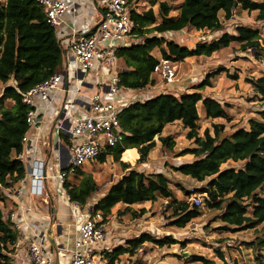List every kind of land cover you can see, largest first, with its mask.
Here are the masks:
<instances>
[{
  "label": "trees",
  "instance_id": "1",
  "mask_svg": "<svg viewBox=\"0 0 264 264\" xmlns=\"http://www.w3.org/2000/svg\"><path fill=\"white\" fill-rule=\"evenodd\" d=\"M151 7L134 12L137 22L135 33L143 39L130 46L118 49L117 71L127 89L142 90L157 83L154 68L162 58L180 62L191 56H210L232 42H239L243 50L261 49L259 29L240 25L235 34L224 33L211 41L197 42L193 47L178 43L166 37V32L181 31L188 27L211 32L224 29V19H231L239 5L249 11H257V20L264 21V0H182L179 13L171 15L172 5L160 1L158 10L153 8L157 0H150ZM64 47L57 36L45 11L35 0L0 1V81L7 84L0 94V264H13L12 254L19 238V231L10 218L5 219L1 203L5 201V188L14 187L24 178L26 167L20 155L25 149L24 137L29 131L27 115L29 105L23 101V93L51 77L59 68ZM255 91L264 98V76L251 79ZM211 80L206 78L193 91L176 95L160 93L145 100H136L124 108L120 122L125 136L116 146H105L94 161L104 163L112 154L115 161L127 148H138L139 162H146L150 151L158 141L168 151L174 150L177 142L173 135H163L167 124L180 120L185 136L194 140V147L182 149L181 155L190 153L194 160L175 165L176 171L198 181H207L202 191L207 192V205L222 211L221 219L229 226L255 227L262 224L263 234L257 241H251L255 249H264V110L260 119L249 120V128H238L231 134H223L225 126L213 125V133L207 128L199 132V102L210 118L227 117L224 105L216 99L204 96L199 91ZM11 101L12 105L7 102ZM65 138L68 135L63 134ZM243 161L239 169L222 168L228 161ZM122 168H130L107 194L93 205L94 212H101L105 223L112 215V209L119 202L127 205L155 202L164 197L174 216L173 224L184 228L202 211L195 204L179 200L171 187L170 178L163 172H146L120 161ZM73 176V177H72ZM72 177V178H71ZM65 188L70 200L86 206L99 184L92 172L83 167L76 170ZM190 195L193 191L184 189ZM129 208V207H128ZM130 209V208H129ZM251 210V214H248ZM145 209H142L144 214ZM132 214L136 215L133 210ZM145 242L159 246L171 245L177 241L170 236L156 238L150 232L127 241V246H118L109 253L110 264H114L125 252L133 253ZM222 264L228 262L219 252ZM198 264H215L203 255H194ZM169 264V263H160ZM238 264V263H233Z\"/></svg>",
  "mask_w": 264,
  "mask_h": 264
},
{
  "label": "rangeland",
  "instance_id": "2",
  "mask_svg": "<svg viewBox=\"0 0 264 264\" xmlns=\"http://www.w3.org/2000/svg\"><path fill=\"white\" fill-rule=\"evenodd\" d=\"M4 2L5 0H0ZM154 4L157 11L159 2ZM168 1L173 10L171 15L179 13V5L182 0ZM136 2L132 3L135 4ZM139 10H145L151 7L150 0H138ZM257 11H249L239 5L235 9L231 19H224V29L211 32L207 30H197L193 27L185 28L181 31L166 32V37L174 39L178 43L193 47L197 42L211 41L222 36L224 33L235 34L238 26H248L259 29L261 34L259 52L248 49L243 50L239 42H232L229 47L222 48L210 56H191L183 61L175 62L177 65L179 80L171 85H164L160 77L155 74L157 83L155 87H146L143 92L151 91L150 95H157L159 92H172L176 95L187 91H193L206 78L211 80L210 85H206L199 91L204 96H209L227 109L228 116L210 118L206 115L205 107L199 102V132L204 134L205 129L213 133L215 123L225 126L223 134H231L238 128H249V120L253 117L260 119V111L264 110V98L259 95L251 79L264 76V21L257 20ZM160 55V54H159ZM158 57H161L159 56ZM73 69H70L72 73ZM81 78V77H80ZM79 79L73 77L72 83L76 85ZM7 84L0 81V94ZM141 90H130L131 95H139ZM7 104L12 105L11 101ZM171 135L176 139L174 150L168 151L170 156L166 161L167 175L171 180V187L174 190L177 199L188 201L192 204L193 197L198 196L202 202L197 205L202 213L193 218L184 228L173 224L174 216L169 207V200L159 197L158 201L141 204L136 206V215L139 218V224L132 231L131 235H140L143 232H150L156 238L166 236L173 237L177 242L171 245L159 246L152 242H145L139 248L134 249L133 253L123 258H119L114 264H198L192 257L194 255H203L214 260L215 264H222L219 252H222L226 260L230 263L238 264H264V249H255L251 241H257L263 234L262 224L255 227H233L229 226L221 219L222 211L208 207L207 192L202 189L207 185V181H198L191 176L177 172L174 168L179 161H192L194 156L190 153L181 155L182 149L195 146L194 140L185 137L186 129L178 122L174 124ZM180 151V153H177ZM88 164V163H87ZM85 164L83 167H85ZM243 161H228L223 163L222 168L239 169L243 166ZM98 165V162H96ZM109 163L102 175L108 176ZM102 178V176H101ZM78 181V178L70 179ZM184 189L193 191L192 194H186ZM93 198V197H92ZM92 200V199H91ZM90 200V201H91ZM143 203V202H142ZM139 204V203H134ZM87 205L82 207L87 211ZM120 215L131 216L129 210H125L124 205L120 206ZM89 208V207H88ZM142 209L148 210L142 215ZM124 211V212H122ZM248 214H251V210ZM135 216V215H134ZM113 249V248H112Z\"/></svg>",
  "mask_w": 264,
  "mask_h": 264
},
{
  "label": "built area",
  "instance_id": "3",
  "mask_svg": "<svg viewBox=\"0 0 264 264\" xmlns=\"http://www.w3.org/2000/svg\"><path fill=\"white\" fill-rule=\"evenodd\" d=\"M45 11L48 22L57 28L63 22L67 11L73 3L67 0H35ZM138 0H103L105 10L102 19L93 30L84 36H74L64 48L68 62H76L74 85L66 69L58 70L45 81L23 93V101L29 105L27 115L29 131L24 137L25 144L34 146L38 143L45 128L40 126L38 103H47L53 94H66L63 109L56 118L53 127L57 136L70 134L72 144L60 152V165L56 176L57 185L70 199L65 182L85 164L94 161L105 146H116L125 136L120 122V115L125 107L136 100H144L152 95H127V89L121 82L117 71V51L122 46H130L143 38L135 33L136 20L134 12L142 13L137 8ZM136 2L132 5V3ZM89 30V29H87ZM162 83L167 86L178 80L177 65L170 59L161 58L154 68ZM103 75V76H102ZM102 76V78H100ZM81 77V78H80ZM155 87V85L151 86ZM78 110H74V106ZM32 128L36 129L32 134ZM23 156V153L20 157ZM45 162L43 160L27 161L24 177L29 178L30 191L33 194L47 195L45 186ZM73 202V201H72ZM202 202L198 196L193 197V204ZM75 207H81L73 202ZM89 207L88 215L80 221L76 231L71 258L65 264H110L109 253L112 248L105 243L106 226L101 212ZM17 214L12 215L15 228L21 225ZM28 264H58L51 242L42 236H35L26 241ZM19 245L18 242L15 244Z\"/></svg>",
  "mask_w": 264,
  "mask_h": 264
},
{
  "label": "crops",
  "instance_id": "4",
  "mask_svg": "<svg viewBox=\"0 0 264 264\" xmlns=\"http://www.w3.org/2000/svg\"><path fill=\"white\" fill-rule=\"evenodd\" d=\"M67 1H71L73 7L66 12L63 22L56 28L57 36L64 48L74 36H84L97 27L105 10L103 0ZM159 54V52L156 53V56L158 57ZM159 56H161V54ZM158 58L161 59L162 57ZM75 65L76 62L73 59H70L68 62L67 57L63 54L59 68L66 69L67 75L69 74L71 79L75 77ZM70 69H73L72 73L70 72ZM102 76L100 78H102ZM142 90L139 95L136 94L137 97L141 96L142 93H153L152 90L146 92H143ZM137 91L138 90H136V93ZM160 93L162 92H159V94ZM127 95L131 96L130 93H127ZM65 98V93H63V95L55 93L49 102L44 104H42V102L38 103L40 108V126L45 129L38 143H34V146L25 144L23 156L21 157L25 163V167L27 166V161L43 160L45 162L44 170L46 177L44 181L48 194L36 195L31 193L28 177L21 179L14 187L4 189L6 199L1 203L4 218H10L11 221L15 223V220H12V215L17 214V220L21 225L19 238L17 240L19 245L14 246L15 251L12 254L13 264H28V249L25 243L27 240L33 239L37 235L45 237L51 242L52 250L58 264H65L68 262L71 258V250L74 246L78 225L80 221L88 215V207L96 204L102 199L110 190V187L118 182L122 175L130 169L127 168L124 170L120 161L130 164L131 168H136L140 171H146L149 173L163 172L166 175L168 173L165 165L170 154L161 146L158 137H156L157 144L150 151L149 158L146 162L142 163L138 161L140 153L138 148L135 147L125 149L121 154L119 161H115L113 155L108 154L104 163H101L98 160L91 161L83 167V170L86 172H92L94 174L95 179L99 184V188L94 194L92 200L87 204V211L85 208L75 207L74 203L60 190V186L57 185L55 176L58 173L60 165L59 153H63L67 146L71 145L73 141L70 134H67L68 138H65L63 135L58 137L57 133L53 132V124L63 109ZM74 110H78L77 105L74 106ZM178 122L181 123L180 120H176L173 123L167 124L162 134L167 135L171 133V129L176 126L174 124H178ZM35 131L36 129L32 128L31 133L34 134ZM177 153H180V151H177ZM96 162H98V165H96ZM108 163L109 166H111L109 167L111 171L107 173L108 176L106 177L102 174L108 167ZM182 163L184 162L179 161L178 164ZM71 178L69 177V179ZM148 203H152V201L130 205L119 202L113 207L111 217H109L104 223L107 230L105 244L108 247L115 249L118 246H127L128 240L139 236L131 235L132 231L136 229L139 224V218L135 217L132 214V211L135 210L136 206ZM123 205L125 210H129L131 216H126L127 213L120 215L121 211L119 209L121 208L120 206ZM147 213H150V211L148 210L146 214ZM128 253L129 252H125L120 257L123 258L128 255Z\"/></svg>",
  "mask_w": 264,
  "mask_h": 264
},
{
  "label": "water",
  "instance_id": "5",
  "mask_svg": "<svg viewBox=\"0 0 264 264\" xmlns=\"http://www.w3.org/2000/svg\"><path fill=\"white\" fill-rule=\"evenodd\" d=\"M87 35V34H86ZM61 232V231H60Z\"/></svg>",
  "mask_w": 264,
  "mask_h": 264
}]
</instances>
